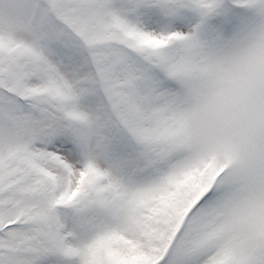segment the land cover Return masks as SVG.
<instances>
[{
    "label": "snow or ice",
    "instance_id": "1",
    "mask_svg": "<svg viewBox=\"0 0 264 264\" xmlns=\"http://www.w3.org/2000/svg\"><path fill=\"white\" fill-rule=\"evenodd\" d=\"M0 264H264V0H0Z\"/></svg>",
    "mask_w": 264,
    "mask_h": 264
}]
</instances>
